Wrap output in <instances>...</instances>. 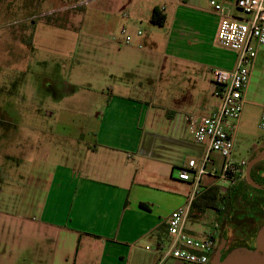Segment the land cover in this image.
Instances as JSON below:
<instances>
[{
  "label": "crops",
  "instance_id": "0c3cea01",
  "mask_svg": "<svg viewBox=\"0 0 264 264\" xmlns=\"http://www.w3.org/2000/svg\"><path fill=\"white\" fill-rule=\"evenodd\" d=\"M98 1L94 10L85 8L81 19L95 38L81 39L75 56L103 53L108 59L104 65L121 74L116 83L119 92L111 88L103 110L92 113L82 125H72L75 134L69 138L64 163L48 173L22 172L23 182L16 186L17 191L7 192L3 187L2 193L16 199L13 202L18 210L0 216L5 225L0 231V264H159L157 245L168 238L169 216L186 203L193 190L191 183L178 179L179 169L207 153L204 145L195 142L191 116L209 114L221 104V98L206 65L190 59L189 29L193 28L187 15L209 14L217 21V32L219 18L203 9L200 0ZM89 2L82 0L63 8ZM168 4L180 7L182 13L170 18ZM156 7L166 15L165 25L151 22ZM121 15L125 23L119 26ZM144 23L148 30H137ZM154 26H171L164 52L157 48L158 29ZM107 27L113 35L110 40L117 39L120 44L102 41L98 34ZM119 30L132 36L130 44L126 36H115ZM180 60L196 66L175 63ZM253 73L254 69L245 105L256 102L249 100L251 96L264 99V87L259 89L261 93L251 92ZM26 126L34 128L35 124ZM64 128L63 124L53 126L50 134L64 138ZM263 147L264 141L253 145L243 159L250 161ZM213 153L210 169L217 163ZM214 179H202L204 192L197 200L213 187ZM8 181L3 178V184ZM206 186L210 187L204 190ZM169 199L171 209L164 213ZM209 210L213 209L189 217L188 227L197 237L209 232L194 225L200 224ZM217 217L215 212L211 223L218 229L221 220ZM163 264L190 263L168 259Z\"/></svg>",
  "mask_w": 264,
  "mask_h": 264
},
{
  "label": "rangeland",
  "instance_id": "374dc122",
  "mask_svg": "<svg viewBox=\"0 0 264 264\" xmlns=\"http://www.w3.org/2000/svg\"><path fill=\"white\" fill-rule=\"evenodd\" d=\"M81 1L0 0V216L6 212L14 215L18 210L13 202L16 199L7 192L18 190L16 186L23 182L20 174L26 170L32 174L44 170L48 173L54 170L58 163H64L68 156L69 138L75 134L72 125H82L92 113L103 110L104 99L111 88L116 93L119 92L116 83L120 82L121 74L104 65L107 57L103 53L97 56H83L84 58L75 56L76 45L81 39L84 42L95 38L89 34L85 22L81 21L83 12L85 8L90 11L94 10L95 5H100L98 0H90L91 3L87 6L63 8ZM200 1L203 9H211L209 0ZM123 11L124 9L121 10ZM167 12L170 18L182 13L180 7L172 4H168ZM188 15L191 20L189 26L193 28L189 29L192 34L190 48L193 50L190 59L206 65L204 69L210 76L212 69L229 70L236 67L237 51L224 47L217 41L216 19H210L209 14L200 11L190 12ZM121 16L117 20L119 26L125 23V18ZM147 27L148 24L144 23L137 30L147 31ZM154 27L158 29L157 48L159 52H164L171 26ZM109 29L107 27L98 34L103 38L102 41L120 44L117 39L110 40L113 35ZM114 34L119 38L126 36V33L124 35L120 30ZM31 37L33 40L29 44L26 41L29 42ZM81 53L86 54L87 51ZM176 62L196 66L181 60ZM61 80L68 85H62ZM46 84H52L53 87L49 88ZM262 87L263 46L259 49L256 59L251 92L255 90L256 94L261 93L258 91ZM249 100L256 102H249L243 107L235 142L236 157L239 159L247 158L250 148L264 141V130L260 127L264 99L255 95L249 97ZM216 103H220L217 96ZM27 123L35 124V127L30 128L26 126ZM58 124L65 126L62 131L66 137L59 138L50 134L53 126ZM42 130L47 132L42 133ZM6 134L7 139H4ZM213 157L217 159L215 168L219 170L222 157L216 152ZM8 171L11 173H8L9 176L6 174ZM3 178H9L8 183L3 184ZM3 187L7 188V192L2 193ZM247 188L248 195L250 192L256 195L264 193L250 186ZM3 198L6 201H3ZM171 203L173 202L169 199L163 208L164 213L170 211ZM238 203L239 201L235 205ZM203 217L205 222H195L194 225L199 231H211L214 228V221H211L215 217V211L209 210ZM3 228L4 222H0V231L4 230Z\"/></svg>",
  "mask_w": 264,
  "mask_h": 264
},
{
  "label": "built area",
  "instance_id": "2783aa9c",
  "mask_svg": "<svg viewBox=\"0 0 264 264\" xmlns=\"http://www.w3.org/2000/svg\"><path fill=\"white\" fill-rule=\"evenodd\" d=\"M209 3V12L220 20L217 41L237 51L238 63L233 69L211 70L221 104L207 115L191 116L195 142L204 145L207 153L200 160H188L179 169L178 179L191 183L193 190L186 203L169 216L168 238L157 245L159 264L168 259L190 264H209L216 251L217 226L202 237L191 233L188 227L193 201L204 192L202 179L213 176L215 179L210 185L219 183L216 186L222 189L246 179L248 161L236 157L235 142L259 49L264 47V0H209ZM141 32L138 31L139 34ZM131 41L132 36L127 34L126 43L130 44ZM261 111L260 127L264 130V100ZM213 152L222 157L219 170L209 168V164L215 161L211 155ZM209 187L206 186L204 190Z\"/></svg>",
  "mask_w": 264,
  "mask_h": 264
},
{
  "label": "flooded vegetation",
  "instance_id": "af4514ba",
  "mask_svg": "<svg viewBox=\"0 0 264 264\" xmlns=\"http://www.w3.org/2000/svg\"><path fill=\"white\" fill-rule=\"evenodd\" d=\"M60 82L65 86L64 80ZM46 86L49 88L53 87L52 84H46ZM7 136L6 134L4 139H7ZM257 177L264 181V161L260 163L259 170H257ZM261 185L264 186V183ZM247 190L249 191L248 188ZM257 190L264 191L263 189ZM238 206L239 208H237ZM262 225H264V193L256 195L250 192L249 198L245 201L240 200L238 205L231 209V214L221 220L218 226V246L216 245V251L223 237H225L221 254L222 259L230 252L242 247H246L251 253L256 254L258 251L256 237Z\"/></svg>",
  "mask_w": 264,
  "mask_h": 264
},
{
  "label": "trees",
  "instance_id": "16d2710c",
  "mask_svg": "<svg viewBox=\"0 0 264 264\" xmlns=\"http://www.w3.org/2000/svg\"><path fill=\"white\" fill-rule=\"evenodd\" d=\"M151 22L158 25H165L166 15L162 11H160L158 7H156L155 9H153ZM32 40L33 39L31 37L30 41L26 42L30 44L32 43ZM261 162H258L255 166H253L252 176L257 183L263 184L264 181L260 180L257 177V170H259ZM246 180L247 179L243 180V182H239L238 184H230L226 187V189H222L219 186L211 187L208 192H206L200 199H194L191 214L195 215L194 213L198 212V215H203L207 211V209H213L218 215L217 220H222L224 217L231 214V209L235 207V203L237 201H245L247 198H249V192H247L248 190L246 186H253L247 183Z\"/></svg>",
  "mask_w": 264,
  "mask_h": 264
},
{
  "label": "water",
  "instance_id": "95a60500",
  "mask_svg": "<svg viewBox=\"0 0 264 264\" xmlns=\"http://www.w3.org/2000/svg\"><path fill=\"white\" fill-rule=\"evenodd\" d=\"M263 159L264 150L259 155L253 157L250 161H248L246 167V181L249 184L253 185L254 188L264 190V186L257 183L252 176L253 166H255L258 162H261ZM224 241L225 237H223L220 246L218 247L216 253L213 254L209 264H264V225H262L261 229L259 230L258 236L256 237L258 246V251L256 254L251 253V251L246 247H242L230 252L222 259L221 254Z\"/></svg>",
  "mask_w": 264,
  "mask_h": 264
}]
</instances>
